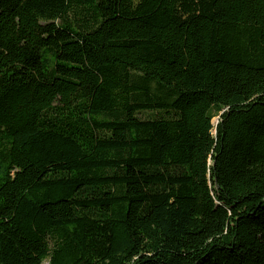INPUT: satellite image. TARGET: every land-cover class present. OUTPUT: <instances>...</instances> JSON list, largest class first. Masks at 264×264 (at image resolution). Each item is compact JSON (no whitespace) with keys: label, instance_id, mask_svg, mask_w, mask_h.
<instances>
[{"label":"trees","instance_id":"16d2710c","mask_svg":"<svg viewBox=\"0 0 264 264\" xmlns=\"http://www.w3.org/2000/svg\"><path fill=\"white\" fill-rule=\"evenodd\" d=\"M0 264H264V0H0Z\"/></svg>","mask_w":264,"mask_h":264},{"label":"rangeland","instance_id":"374dc122","mask_svg":"<svg viewBox=\"0 0 264 264\" xmlns=\"http://www.w3.org/2000/svg\"><path fill=\"white\" fill-rule=\"evenodd\" d=\"M217 122H218V118H215V119L213 120V123L216 124Z\"/></svg>","mask_w":264,"mask_h":264}]
</instances>
